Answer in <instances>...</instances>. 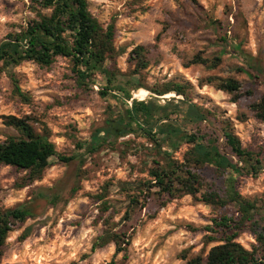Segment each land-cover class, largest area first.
Wrapping results in <instances>:
<instances>
[{
    "label": "trees",
    "instance_id": "trees-1",
    "mask_svg": "<svg viewBox=\"0 0 264 264\" xmlns=\"http://www.w3.org/2000/svg\"><path fill=\"white\" fill-rule=\"evenodd\" d=\"M146 1L132 0L131 7L137 6L139 12L145 13ZM191 2L198 6L197 0ZM27 11L24 21L14 24L0 38V78L9 79L12 94L25 104L32 102L20 86L17 67L32 63L49 69L58 59H63L71 66L79 88L90 90L98 85L97 94L102 99L113 100L114 105L107 107L104 126L88 142L78 143L83 150L79 155L58 153L51 141V130L35 116H4L3 124L15 134H5L0 141V166L21 174L15 188L22 190L41 181L53 158L68 164L82 159L84 153L101 149L117 150L121 158L132 153L138 163H129L130 172L142 178L120 181L117 191L120 200L110 198L112 184L109 182L99 192L87 195L97 205L102 227L91 252L113 245V257L106 264H127L136 228L144 223L140 218L142 211L154 208L153 213L149 210L146 214V220H152L174 200L189 196L215 211H233L210 219L211 224L203 228L208 234L205 239L216 244L206 254L184 255L186 264H264V207L257 199L244 197L237 188L238 177H257L261 173L264 156L243 147L230 119H223L216 111L195 103L194 86L190 82L149 83L146 71L159 55L160 37L155 44L137 45L130 51L116 46V17L106 24L100 22L90 10L88 0H28ZM124 55L128 64L125 72L117 66L118 58ZM221 63L219 56L196 55L188 66L201 65L215 70ZM236 72L245 74L252 87L244 89L236 78L213 75L200 79L198 86L213 87L237 104L255 94L254 87L264 79V70L245 61V66L237 67ZM140 89L151 94L148 100L133 98L132 93ZM168 94L179 99L172 98L161 104L160 97ZM249 111L255 120L264 123V94L249 106ZM246 118L241 114L238 120L243 122ZM129 136L134 139L119 143ZM140 138L144 142L136 143ZM80 189L78 179L69 198H74ZM41 197L44 198L37 193L14 206L0 207V264L10 234L36 216L33 204ZM117 216L120 218L116 222ZM244 231L254 236L255 243L250 249L237 241ZM28 236L29 229H26L19 239L25 240Z\"/></svg>",
    "mask_w": 264,
    "mask_h": 264
},
{
    "label": "rangeland",
    "instance_id": "rangeland-1",
    "mask_svg": "<svg viewBox=\"0 0 264 264\" xmlns=\"http://www.w3.org/2000/svg\"><path fill=\"white\" fill-rule=\"evenodd\" d=\"M131 1L88 0L90 10L100 22L106 24L116 17V46L130 51L137 45L155 44L160 37L159 55L146 71L150 84L170 80L190 82L194 86V102L216 111L223 119H230L243 147L264 156V123L255 120L249 111V106L264 94V79L254 87L252 97L237 104L213 87L198 86L200 79L213 75L236 78L244 89L252 87L248 77L237 73L236 68L245 66L248 61L264 70V0H197L198 6L191 0H147L145 13L139 12L137 6L131 7ZM27 5L28 0H0V38L5 37L14 24L24 21L29 14ZM196 55L219 56L222 63L215 70L201 65L188 66ZM126 60L127 55L117 60L123 72L128 68ZM15 72L32 102H21L12 94L9 79L0 78V141L5 134H15L3 124L4 116L32 115L51 130V141L58 153H83L78 143L88 142L91 135L104 126L107 107L114 105V101L102 99L97 94L98 85L90 90L79 88L71 66L63 59H58L49 69L24 63ZM132 95L138 100H148L151 96L144 89ZM172 98L179 99L168 94L159 101L164 104ZM241 114L247 117L243 122L238 120ZM128 138L134 139L129 136L119 143ZM142 142L143 139H136V143ZM118 148L122 149L120 144ZM51 161L43 179L22 190L14 186L21 174L0 166V207L14 206L37 193L44 196L33 204L36 216L10 234L2 264H106L112 259L115 248L110 245L91 252L102 227L97 205L87 195L99 192L103 184L109 182L112 184L110 198L120 200L118 183L142 178L130 172L129 163H138L136 156L130 153L121 158L117 150L101 149L92 154L84 153L82 159L68 164L57 158ZM78 179L81 189L70 199L69 193ZM237 188L244 197L257 199L264 207V166L257 177H238ZM149 210L153 213L154 208L140 215L144 223L136 228L127 264H186L182 259L184 255L206 254L216 244L207 243L205 239L208 234L203 228L211 224L210 219L233 211H215L189 196L174 200L152 220H146ZM119 218L117 216L115 221ZM26 229L29 236L20 240ZM237 241L247 249L255 243L249 231H244Z\"/></svg>",
    "mask_w": 264,
    "mask_h": 264
}]
</instances>
